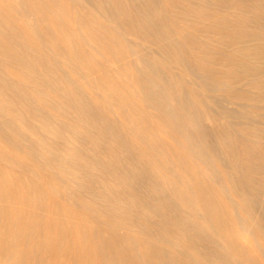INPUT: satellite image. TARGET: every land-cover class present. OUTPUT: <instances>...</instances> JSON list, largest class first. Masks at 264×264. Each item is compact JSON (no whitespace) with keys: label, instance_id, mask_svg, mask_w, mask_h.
Wrapping results in <instances>:
<instances>
[{"label":"bare ground","instance_id":"6f19581e","mask_svg":"<svg viewBox=\"0 0 264 264\" xmlns=\"http://www.w3.org/2000/svg\"><path fill=\"white\" fill-rule=\"evenodd\" d=\"M201 1L0 0V264H264V0Z\"/></svg>","mask_w":264,"mask_h":264},{"label":"rangeland","instance_id":"374dc122","mask_svg":"<svg viewBox=\"0 0 264 264\" xmlns=\"http://www.w3.org/2000/svg\"><path fill=\"white\" fill-rule=\"evenodd\" d=\"M173 1H175V2H178L177 4L179 5V6H182V7H185L186 5H187V3H186V1L184 0H173ZM240 1H242V0H240ZM201 3H203V1H201V0H192V3L189 5L190 6V8H192V11H191V13L193 14V17L195 16V17H197L198 15H199V13L197 12L198 11V4L200 5ZM186 4V5H185ZM194 7H197V9H195ZM186 8V7H185ZM179 8H177V10H178ZM178 11H180V10H178ZM169 14H170V16L171 17H175V15L177 14L176 13V9H175V12H172V11H169ZM245 15L246 16H248V17H251L252 16V13L251 12H248V13H245ZM177 19V18H176ZM180 20H182V22L180 21ZM178 24L180 25L181 24V26H185V28H189V30L190 29H192V27H196V25L197 26H199V25H201V24H199V23H191V21H189V20H183V19H179L178 21ZM195 26H194V25ZM250 29H253V28H251L250 27ZM200 37H202L204 40H208V41H210L211 43H213L214 41H212V40H210V38L209 37H207V36H211V35H213V34H208L207 36H206V34H201V33H197ZM206 36V37H205ZM215 44V43H214ZM216 45H218V44H216ZM190 46L188 45V44H183L182 45V51H183V53L187 56V57H191V52H193V53H195L194 51H192L191 50V48H189ZM217 66V65H216ZM215 66V67H216ZM188 77H190V76H186V78H187V80H189V81H191L192 80V77H190V78H188ZM204 92L205 93H207L208 91H207V89L206 88H204ZM206 123L207 124H212L210 121H206ZM167 137V136H166ZM168 138V137H167ZM226 142H229V141H226ZM65 157H67L68 159H71V158H73V156L72 155H70V154H68V155H66ZM218 165H220V169H227L221 162H219L218 163ZM86 183V182H85ZM124 190H126V188H124ZM134 228V230L136 229L137 230V227L135 228V227H133ZM72 256V255H71ZM74 258L76 259V261H73V262H68V263H66V264H91V262L93 263V260H94V255H93V253H87V256H85V261L86 262H82V259H80L81 257L80 256H78V255H75L74 256ZM78 258L80 259L79 261H78ZM95 264H104V263H102L101 261L100 262H95Z\"/></svg>","mask_w":264,"mask_h":264}]
</instances>
